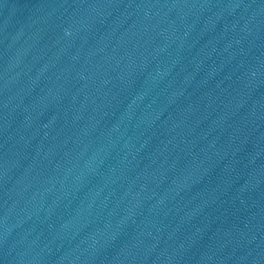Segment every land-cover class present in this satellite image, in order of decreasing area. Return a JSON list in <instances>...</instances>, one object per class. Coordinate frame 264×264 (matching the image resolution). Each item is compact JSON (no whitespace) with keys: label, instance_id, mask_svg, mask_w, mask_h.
I'll return each mask as SVG.
<instances>
[{"label":"water","instance_id":"1","mask_svg":"<svg viewBox=\"0 0 264 264\" xmlns=\"http://www.w3.org/2000/svg\"><path fill=\"white\" fill-rule=\"evenodd\" d=\"M0 264H264V0H0Z\"/></svg>","mask_w":264,"mask_h":264}]
</instances>
